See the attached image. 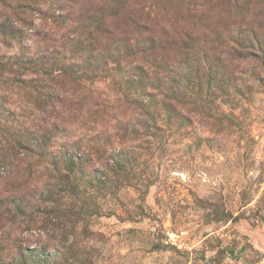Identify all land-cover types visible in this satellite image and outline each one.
Returning <instances> with one entry per match:
<instances>
[{
  "label": "rangeland",
  "instance_id": "374dc122",
  "mask_svg": "<svg viewBox=\"0 0 264 264\" xmlns=\"http://www.w3.org/2000/svg\"><path fill=\"white\" fill-rule=\"evenodd\" d=\"M0 264H264V0H0Z\"/></svg>",
  "mask_w": 264,
  "mask_h": 264
}]
</instances>
